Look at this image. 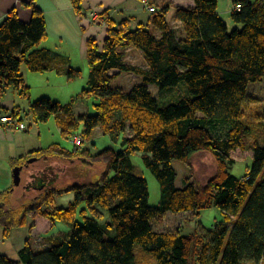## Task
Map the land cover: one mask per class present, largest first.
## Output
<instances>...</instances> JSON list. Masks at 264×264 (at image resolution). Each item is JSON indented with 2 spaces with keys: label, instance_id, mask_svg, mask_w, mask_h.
I'll list each match as a JSON object with an SVG mask.
<instances>
[{
  "label": "trees",
  "instance_id": "obj_1",
  "mask_svg": "<svg viewBox=\"0 0 264 264\" xmlns=\"http://www.w3.org/2000/svg\"><path fill=\"white\" fill-rule=\"evenodd\" d=\"M84 1L71 0L80 16ZM142 1L155 9L150 12V27L133 28L128 20L116 23L108 10L103 14L108 28L104 43L93 37L87 40L90 88L84 93L101 99L95 115H76L71 104L48 97L31 99L24 64L31 72L57 71L68 80L82 74L79 69L66 70L68 62L40 47L48 36L40 7L25 4L32 8L30 23L12 11L0 24V98L14 89L27 99L24 113L34 123L54 117L67 138L82 126L83 142L101 127L121 145L120 150L109 147L94 155L52 144L14 159L16 167L31 156L47 164L86 157L105 170L98 179H74L65 189L55 187L56 178L32 175L30 187H37L41 198L19 209H0L5 235L12 226L23 225L29 213L53 224H71L73 230L42 252H34L27 242L19 261L0 253V264H140V251L158 264H264V179L259 182L264 172V102L255 119L246 117V102L255 101L248 95L249 84L264 82V0H235L232 31L219 13L218 0H194L193 7H158L156 0ZM129 48L143 53L144 66L128 62ZM123 73L141 76L144 83L129 92L113 89L112 81ZM180 83L187 85L189 97L168 106H161L150 90L151 85L163 91ZM12 110L0 106V118L12 116L17 121L5 125L25 127L23 117ZM236 151L253 153L244 177L231 172ZM199 152L210 153L218 165L216 175L205 184L194 180L192 161ZM137 153L160 184L161 199L155 206L150 204L147 180L135 173L132 156ZM174 161L190 169L182 188L176 185ZM74 170L76 178H85L93 169ZM64 194L75 196L67 206H59L58 197ZM5 198L0 195V204ZM213 207L222 211L224 223L211 237L156 228L155 222H162L168 212L200 214ZM136 245L143 248L137 254Z\"/></svg>",
  "mask_w": 264,
  "mask_h": 264
},
{
  "label": "rangeland",
  "instance_id": "obj_2",
  "mask_svg": "<svg viewBox=\"0 0 264 264\" xmlns=\"http://www.w3.org/2000/svg\"><path fill=\"white\" fill-rule=\"evenodd\" d=\"M49 18L51 19V16H49ZM51 22L53 23L50 27L52 35L48 34L46 40L42 42L41 46L48 44V46L53 48L59 47L62 48V50L64 48L70 51L73 64L77 68H80L79 70H81L82 74L75 80H68L66 76L59 75L53 71L44 73L31 72L24 64L22 66V71L27 84L31 87V99L35 101L43 97H48L54 101L60 102L63 105L71 104L76 115H95L98 113L95 105L100 104L101 99L84 93V90L90 88L89 67L87 59L82 54V46L79 47V49L72 46L73 43H76L77 45L75 46L78 47V37L73 30L62 31L59 29V26H57V23L54 20ZM174 25H177L175 21ZM233 26L234 24H229L230 31L234 29ZM150 30L157 33L152 27ZM60 37L64 38V40H61ZM126 54L127 60L131 64L143 66L145 63L144 55L139 50L128 49ZM115 74H117V72L112 73V75ZM143 83V77L132 73H123L112 81L111 87L113 89H122L125 92H129L135 86ZM183 89L185 92L184 94L182 93ZM150 90L161 106H168L178 102L181 98L189 97L188 87L185 83H180L177 86L163 91H161L157 86L151 85ZM247 92L250 99H255V101L253 102L252 100H248L246 102V117L247 119H255L257 113L260 112L262 103L264 102V82L250 83ZM12 96L15 97L17 103L21 105L22 109L26 106L27 99L25 101V98H21L18 94H16L14 89L7 91V94L3 98H0V101H5ZM22 117L28 126V130L27 132L23 131L21 133L27 137L26 140L29 144H32L33 146L34 143V146L37 148H46L51 144H60L61 146L73 151L77 148L73 142L74 138L80 137L82 139V126L73 131L75 133L74 136L67 138L62 134L54 117H52L48 122L40 124L34 123L33 120L30 117L28 118L24 113H22ZM109 147L114 148L115 150H120V141H113L110 136L104 133L101 127H98L94 130L89 139L84 140L82 147L79 149L90 150V152L95 155L103 149ZM232 158L235 162L231 172L238 177H244L248 167L252 166L253 153L249 151H236L232 154ZM132 161L135 165V173L138 176L145 178L148 182L150 204L153 206L157 205L161 199V187L157 178L143 164L141 153L134 154L132 156ZM192 163L195 174L194 180L202 184H205L209 179L214 177L218 171V165L214 157L208 152L196 153L193 157ZM173 166L178 175L176 185L178 188H182L186 183V179L190 177V169L187 165L180 161H174ZM75 167L76 169L78 168L84 171H87L90 168L93 170H91L90 174L85 178H76L78 174H76V171L74 170ZM30 169H32L31 174H39L38 177H47V179L56 178L57 182L55 183V187L63 189L69 183L75 182L74 179H81L80 181H83L82 179H98L99 175L104 172L105 166L103 164L94 163L86 157H79L75 159L74 162L60 159L52 160L48 164L43 163L42 161L36 162L32 164ZM42 172H45V175ZM263 177L264 172L259 182L264 179ZM40 194L41 193L38 194L39 198H41ZM74 196V194H64L59 196L58 205L67 206L69 202L73 201ZM19 215L18 219L21 220L23 217L22 212H20ZM223 223L224 215L222 211L217 207H213L203 210L200 214L168 212L165 215L164 220L162 222L157 220L155 225L157 230L162 232H175L180 228L185 235L193 232H199L206 237H211L217 228H219V226ZM72 230L73 226L71 224L63 222L53 224L48 219L40 217L36 213H29L25 218V223L23 225L12 226L9 238L5 235V228L0 227V251L2 250L1 252H8L5 254H7L10 259L19 261V251L26 246L27 242L30 244L34 252H42L53 247L54 240L67 238V236L71 234ZM106 238L108 239L109 237L106 236ZM140 250H143V248L136 245V254ZM138 257L140 264H158L152 255L146 254L143 251L138 253Z\"/></svg>",
  "mask_w": 264,
  "mask_h": 264
},
{
  "label": "crops",
  "instance_id": "obj_3",
  "mask_svg": "<svg viewBox=\"0 0 264 264\" xmlns=\"http://www.w3.org/2000/svg\"><path fill=\"white\" fill-rule=\"evenodd\" d=\"M234 1L235 0H218L219 13L224 19L227 20L225 21L228 23V25L230 23L234 24L231 19V14L234 9ZM31 2L36 4L44 11L47 21V33L49 35H52L50 27L53 24L51 22L53 20L57 23V26H59V29L62 31H74L78 37V47L75 46L77 45L76 43H73L72 46L78 49L82 46V54L85 58L87 51V40L93 37L97 39L100 45H102L108 35V28L94 23L93 15L96 13L100 15L102 20H105L103 14L105 11L109 10L110 18L116 23L128 20L131 22L133 28H136L140 25H146L150 27L149 20L151 13L145 7L142 0H85L83 3L84 14L82 16L76 14L71 0H0V24L12 11L17 13L19 19L22 22L30 23L33 13L32 8L26 6L25 4H30ZM166 5L193 7L194 0H156L155 6L163 7ZM49 16H51V19ZM176 24V26H180V23ZM233 27H235V24ZM60 39L64 40L62 37H60ZM40 47L53 51L56 55L61 56L63 60L68 62V66L65 68L66 70L69 68L80 69L73 64L70 51L64 48L62 50V48L59 47L53 48L48 46V44H44ZM53 72L58 73L57 71ZM10 90L11 89L8 91ZM15 92L20 96L17 91ZM20 97L23 98L22 96ZM0 106L13 110L16 109V113H19L21 118L22 113L26 112L29 107L28 102L26 101V106L22 109L21 105L17 103V100L14 96L8 98L5 101H0ZM23 123L25 124V128L23 130L18 129L17 126L10 127L5 124L0 125V179H2L0 180V193H2L0 195L3 197L6 195V198L0 204V209L4 210L8 209V207L12 209H19L20 206L35 203L39 199V191L37 190V187H30L33 181V174H31L32 169H30V167L36 162L42 161L45 163L43 158L31 156L24 161L23 165L20 164L19 166L14 167L12 164L14 159L28 157L29 153L44 148L41 146V148H37L34 146V143L32 146V144L27 142V137L22 135L21 132H27L28 126L26 125L25 121ZM9 237L10 235H8V238ZM1 251V254L8 253L6 251Z\"/></svg>",
  "mask_w": 264,
  "mask_h": 264
},
{
  "label": "built area",
  "instance_id": "obj_4",
  "mask_svg": "<svg viewBox=\"0 0 264 264\" xmlns=\"http://www.w3.org/2000/svg\"><path fill=\"white\" fill-rule=\"evenodd\" d=\"M145 7L149 10V12H154L155 9L150 6V4L148 3V1H143ZM241 9V6L240 5H237V10H240ZM93 20H94V23L95 24H98V25H103L105 28H107V24L105 23V20H102L100 15L99 14H95L93 15ZM13 111V110H12ZM0 121L3 123V124H17V121L15 120V118H13L12 116L11 117H2L0 118ZM18 129H24V125L23 124H19L17 125ZM74 145L78 148L82 147L83 145V141L80 137H75L74 140Z\"/></svg>",
  "mask_w": 264,
  "mask_h": 264
}]
</instances>
